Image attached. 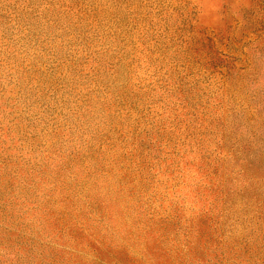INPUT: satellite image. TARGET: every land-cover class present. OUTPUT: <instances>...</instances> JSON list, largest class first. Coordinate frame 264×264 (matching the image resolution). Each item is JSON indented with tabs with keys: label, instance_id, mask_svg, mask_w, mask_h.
Listing matches in <instances>:
<instances>
[{
	"label": "rangeland",
	"instance_id": "rangeland-1",
	"mask_svg": "<svg viewBox=\"0 0 264 264\" xmlns=\"http://www.w3.org/2000/svg\"><path fill=\"white\" fill-rule=\"evenodd\" d=\"M0 264H264V0H0Z\"/></svg>",
	"mask_w": 264,
	"mask_h": 264
}]
</instances>
